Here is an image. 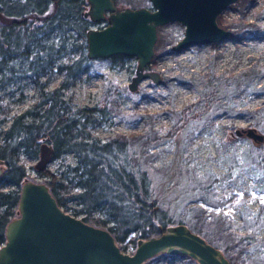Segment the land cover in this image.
<instances>
[{
  "label": "trees",
  "instance_id": "1",
  "mask_svg": "<svg viewBox=\"0 0 264 264\" xmlns=\"http://www.w3.org/2000/svg\"><path fill=\"white\" fill-rule=\"evenodd\" d=\"M112 1L122 8L144 6L146 0ZM86 8V0H0V69H10L16 57L35 62L36 67L44 56L49 64L55 63L60 73L57 85L50 89L44 88L45 82H39L32 76L38 89L36 102L21 113L12 114L8 125L0 129V182L15 186L0 190V244L4 240L6 222L17 213L19 186L29 178L18 154L22 151L35 160L39 144L44 142L51 150L49 158H57L70 151L76 160L73 166H66L65 169H60L59 161L53 170L31 166L36 175L44 177L41 181L57 205L64 207L68 198L65 195L67 185L79 187L69 195L75 197L78 204L71 215L81 214L82 221L104 227L115 242L127 241L133 246L138 238L156 236L171 223H183L218 248L229 264H264V252H252L254 247L264 244V235L257 236L255 233L258 227H264V200L258 203L253 212L246 211L242 215L245 230L237 232L231 225L229 215L222 210L221 198L215 197L212 190L215 183L228 180L230 169L219 178L208 171L201 175L195 198L182 203L175 222H172L174 218L166 216V211H153L146 175L147 168L163 170L170 165L169 162L154 164L158 144L172 139L175 146L173 155L180 154L187 140L192 138L194 129L199 124H212L219 113L227 117L243 111L250 114L249 126L263 134L262 141L255 144H260L259 147L264 149V101L251 109H238L239 105L233 101L242 91L264 93V80L258 81L264 68L251 63L236 71L231 69L215 73L210 64L208 70L199 74L197 79H179L181 84L188 85L196 92L197 98L181 108L170 104L167 113L171 125L164 133L160 134L148 120L141 133L130 136L118 134L100 140L88 132L87 126L94 123L93 112L104 114L107 110L115 84L103 75L100 99L93 107L77 109L63 98L82 71L90 73L93 69L95 58L86 56L84 32L94 23L86 16ZM260 14L255 12L249 21L239 14L225 27L231 28L232 33L229 32L233 37L242 33L257 35L262 30L258 21ZM220 18L218 14V23L222 22ZM71 29L76 35L66 41L65 37ZM51 34H55L60 41H45L44 37ZM156 35L153 50H164L165 44L172 46V38L160 32L159 27L156 28ZM62 44H66L64 52L71 55L65 61H56L52 56ZM123 57L121 54L111 55L110 64L120 66ZM149 65L153 67V60ZM47 77H50V73ZM7 79L9 77L2 76L0 82ZM120 89L127 92L124 86ZM223 127L234 139L242 137L234 132L238 128L235 125L224 124ZM256 149L257 146H250L244 163L253 164L256 172L263 175L264 151ZM231 163V167L238 166L235 158ZM239 204H243V201ZM98 209L106 214L109 225L105 226V220L99 217H91L93 210ZM245 252L247 256L243 255ZM183 264L197 263L187 256Z\"/></svg>",
  "mask_w": 264,
  "mask_h": 264
},
{
  "label": "rangeland",
  "instance_id": "2",
  "mask_svg": "<svg viewBox=\"0 0 264 264\" xmlns=\"http://www.w3.org/2000/svg\"><path fill=\"white\" fill-rule=\"evenodd\" d=\"M144 6H149L148 0L145 1ZM263 8L264 0H235L221 11L222 22H217L218 25L231 32V28L225 26L239 14L249 21L255 12H260L258 21L262 30L257 35L242 33L233 37L232 32H229L228 40L189 45L179 51L171 50L170 44H165L164 50H153L150 59L153 60V67L150 68L148 64L144 70L155 71L158 75V82L143 78L133 90H128L127 84L134 75L136 63L134 57L124 56L122 64L117 65L118 68L110 64L109 57L95 58L90 73L82 71L68 87L63 98L77 109L93 107L100 99L104 75L116 87L112 89V96L104 114L92 113L94 123L87 126L88 132L100 140L118 134L130 136L143 132L145 123L149 120L152 122V127L162 134L171 125V118L167 113L170 104L173 103L175 108H181L197 98L196 92L188 85L181 84L179 79H197L199 74L208 70L210 64L213 65L215 73L231 69L236 71L246 68L251 63L264 68ZM158 27L160 32L169 34L172 43H175L183 32V26L178 22H169ZM74 35L76 32L71 29L65 37L66 41ZM51 39L60 41L55 34L44 37L45 41ZM63 47H66V44H62L53 54L52 57L56 61H65L71 55L64 52ZM34 65L35 62L20 60V57H16L11 62L10 69L7 67L0 69V77H9L6 81L0 82V129L8 125L12 114L21 113L36 102L38 89L32 76H35L39 82H45L44 88L46 89L57 85L60 73L56 70L55 63L49 64L42 56L39 65L36 67ZM48 73H50L49 78ZM261 80H264V73L258 81ZM122 86L127 92L120 89ZM233 101L239 105L238 109H246L245 107L251 109L262 104L264 93L260 95L242 91L237 98H233ZM250 121L251 116L245 111L232 117L219 113L213 118L212 124H199L194 129L192 138L187 140L180 154L173 155L175 146L172 139L158 144L155 148L157 159L154 164L169 162L170 165L168 163L169 166L163 170H154V168L146 170L153 211H166V216H171L174 218L172 222H175L181 212L182 203L195 198V189L201 183L199 180L201 175L208 171L209 174H214L219 178L226 173L227 169H230L228 180L215 183L212 190L215 197L221 198L222 210L229 215L233 229L243 232L245 229L242 225V215L246 211L253 212L258 203L264 200V174L256 172L253 164L244 163V156L252 145L257 146L256 150L264 151V149L259 147L260 144L256 145L245 136L234 139L223 125L246 127ZM233 158L237 161V167H231ZM18 159L28 173L29 179L42 182L44 177L36 175L31 167L35 162L32 157L21 151ZM58 161L61 164L60 169L76 163L73 153L67 151L57 158H49L43 167L53 170ZM14 187L12 184L0 182V190ZM66 189L65 195L68 198L62 209L71 214L78 204L77 199L69 195L79 187L67 185ZM240 201H243V204L240 205ZM76 217L80 218L81 214H77ZM91 217L105 220V226L110 224L103 210H93ZM255 233L257 236L264 235V227H258ZM116 244L121 251L126 253H131L135 247V244L132 246L127 241L116 242ZM252 252L254 254L264 252V244L254 247ZM243 255L247 256L248 253L245 252ZM185 257L187 256L184 254L174 255L161 252L147 258L141 264H183Z\"/></svg>",
  "mask_w": 264,
  "mask_h": 264
},
{
  "label": "water",
  "instance_id": "3",
  "mask_svg": "<svg viewBox=\"0 0 264 264\" xmlns=\"http://www.w3.org/2000/svg\"><path fill=\"white\" fill-rule=\"evenodd\" d=\"M149 6L118 8L112 0H86V16L92 23L84 32L86 56L106 58L114 54L136 59L128 90L143 78L158 82L155 71L144 70L153 55L156 28L169 22L183 26L171 50L189 45L228 40L229 31L216 16L235 0H148ZM94 25V27H92ZM255 143L263 134L254 127L234 129ZM50 147L42 142L35 169L49 160ZM2 172L0 162V174ZM17 213L4 226L0 264H141L161 252L184 254L197 264H229L221 251L183 223L165 226L156 236L138 238L134 250H120L111 233L64 211L43 182L25 179L19 186Z\"/></svg>",
  "mask_w": 264,
  "mask_h": 264
},
{
  "label": "flooded vegetation",
  "instance_id": "4",
  "mask_svg": "<svg viewBox=\"0 0 264 264\" xmlns=\"http://www.w3.org/2000/svg\"><path fill=\"white\" fill-rule=\"evenodd\" d=\"M247 126H249V125H247ZM247 126H246V127H247ZM240 136H244V134H243V133H241V134H240ZM252 142H253V141H252ZM253 143H255V142H253Z\"/></svg>",
  "mask_w": 264,
  "mask_h": 264
},
{
  "label": "built area",
  "instance_id": "5",
  "mask_svg": "<svg viewBox=\"0 0 264 264\" xmlns=\"http://www.w3.org/2000/svg\"><path fill=\"white\" fill-rule=\"evenodd\" d=\"M92 27H94V25Z\"/></svg>",
  "mask_w": 264,
  "mask_h": 264
}]
</instances>
